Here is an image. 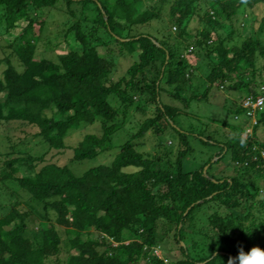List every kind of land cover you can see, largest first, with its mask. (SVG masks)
Here are the masks:
<instances>
[{
    "label": "trees",
    "instance_id": "16d2710c",
    "mask_svg": "<svg viewBox=\"0 0 264 264\" xmlns=\"http://www.w3.org/2000/svg\"><path fill=\"white\" fill-rule=\"evenodd\" d=\"M152 1L0 0L1 37L26 23L5 53L0 127L18 121L51 151L73 149L63 165L0 152V184L30 195L0 216V264H228L240 246L264 248V0ZM59 9L69 51L51 56L40 37ZM164 17L166 34L142 29ZM213 88L235 94L236 123L192 110ZM95 123L100 135L67 143ZM153 139L158 154L144 150ZM225 159L235 174L216 170ZM162 227L165 257L151 253Z\"/></svg>",
    "mask_w": 264,
    "mask_h": 264
},
{
    "label": "rangeland",
    "instance_id": "374dc122",
    "mask_svg": "<svg viewBox=\"0 0 264 264\" xmlns=\"http://www.w3.org/2000/svg\"><path fill=\"white\" fill-rule=\"evenodd\" d=\"M146 3L148 5H151L154 3L152 0H146ZM264 8H259L256 11V15H260L263 13ZM68 20V15L65 11L63 10H53L51 13V16L48 20L47 25H45V28L42 32V35L40 37L43 42L48 43V44H41V46L49 51V54L51 56H54L56 54H64L69 51V47L66 44L64 38L61 35L60 29L65 25V22ZM26 23L23 22L19 26H15L10 30L9 33L3 35V39L1 37L2 33V28L3 26L0 25V75H2L3 70L6 67L5 63V53L8 50H11L12 47L10 46V42L14 43L18 41L19 35L22 34L24 25ZM159 26V27H158ZM168 26L169 22L167 17H164L161 21H156L152 24L153 29L150 28H142L145 31H150L155 33L156 36H162V34H166L168 31ZM141 29V30H142ZM166 31V32H164ZM175 31V30H174ZM169 33V32H168ZM61 37L60 42L56 45L53 46L50 44V41L55 42L54 40L58 39ZM3 42L5 44H2ZM40 46V47H41ZM13 50V49H12ZM101 53H105V48H100ZM191 61H196L197 58L191 57ZM134 61V56H125V57H119L116 61V66H115V75L120 76L121 74H125L128 66ZM216 88H213L212 96L210 98V101H203V102H197L192 106V110L200 113L202 115V119L204 120L205 123L211 121V117H217L221 119H226L230 121L231 123H236V119L234 116V113L225 108V105H232V103L237 102L235 98V94L233 93H227V92H217L215 90ZM217 92V93H216ZM228 97V101H227ZM232 102V103H231ZM137 117L132 124L128 125V127H133L134 124H137L136 122ZM226 131H229V128L225 127L224 128ZM38 129L35 127L31 126H24L21 125L18 121L12 122V124H6L4 123L0 127V152H10L12 151V144L16 145V150L17 151H31L33 154L37 156H41L43 154H46V159L47 161L44 163L48 162H53V163H58V164H67L69 163L70 159L73 157V149L68 150L67 152L64 153H59L57 150H50L49 144L47 142L41 143V138L35 136L34 134L36 133ZM101 124L100 123H95V124H84L80 128L73 130L69 133L67 137V143L73 147L78 140H81L87 133H94V134H101ZM154 138V137H153ZM173 136L168 133L166 137L163 138L164 142H170V140H173ZM120 140V139H119ZM157 142H154V139L149 142L144 146V150L158 154L156 146ZM199 146L202 148L201 144ZM205 150V148H203ZM202 149V150H203ZM199 154L201 155L202 153L199 151ZM104 158V159H103ZM105 160L104 154L96 159H88L84 162L82 167H74V169H77V171H81V173L84 172V170L99 164L100 162ZM217 158L214 156L213 161L215 162ZM226 160L222 161L218 166H216L217 171H224L221 173L222 175L226 174H235L233 172V168H229L226 165ZM196 162V161H195ZM44 163L41 164L40 167L44 165ZM199 164V163H198ZM192 165V164H191ZM190 165V166H191ZM31 172L29 171L27 174H30ZM18 193V194H15ZM30 195L20 187L18 182H6L4 184H0V216L6 214L8 210L10 209V205L17 201H24V203L30 202ZM41 222H43L40 219ZM37 222L35 223V225ZM50 224L47 222H44L43 224H37L35 227L34 231H40L44 228H49ZM158 238L160 239V246L154 248L151 253L158 254L160 257H165V254L169 251L168 246L169 244H172L170 242L173 241V236L170 237V235H166V229L161 228L160 233L158 234ZM172 239V241H171ZM177 253H180L178 250ZM141 264H149L148 260L144 259L142 260Z\"/></svg>",
    "mask_w": 264,
    "mask_h": 264
},
{
    "label": "clouds",
    "instance_id": "9594fccd",
    "mask_svg": "<svg viewBox=\"0 0 264 264\" xmlns=\"http://www.w3.org/2000/svg\"><path fill=\"white\" fill-rule=\"evenodd\" d=\"M228 264H264V248L255 246L245 251L244 247L240 246L238 254L230 257Z\"/></svg>",
    "mask_w": 264,
    "mask_h": 264
},
{
    "label": "built area",
    "instance_id": "2783aa9c",
    "mask_svg": "<svg viewBox=\"0 0 264 264\" xmlns=\"http://www.w3.org/2000/svg\"><path fill=\"white\" fill-rule=\"evenodd\" d=\"M263 103H264V97H261L255 105H259Z\"/></svg>",
    "mask_w": 264,
    "mask_h": 264
}]
</instances>
